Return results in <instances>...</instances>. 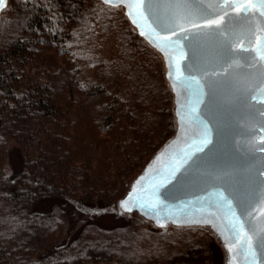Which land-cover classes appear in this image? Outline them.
<instances>
[{
	"label": "trees",
	"instance_id": "trees-1",
	"mask_svg": "<svg viewBox=\"0 0 264 264\" xmlns=\"http://www.w3.org/2000/svg\"><path fill=\"white\" fill-rule=\"evenodd\" d=\"M119 12L10 0L0 16V264H222L209 229L118 207L174 131L161 59Z\"/></svg>",
	"mask_w": 264,
	"mask_h": 264
},
{
	"label": "water",
	"instance_id": "water-1",
	"mask_svg": "<svg viewBox=\"0 0 264 264\" xmlns=\"http://www.w3.org/2000/svg\"><path fill=\"white\" fill-rule=\"evenodd\" d=\"M8 4L5 0L0 15ZM124 8L139 33L154 29V35L170 37L159 41L161 50L157 41L140 34L165 59L177 130L119 199L120 211H138L161 226L209 225L222 243L224 264H264V253L255 249L254 261L245 240V234L256 240L250 223L264 224V24L253 34L224 0H201L200 6L189 0L188 7L179 9L162 0L154 9L156 15L174 27L169 17L177 13L185 29H175L172 35L147 12L146 20L134 23ZM221 18L219 27L208 26L207 21ZM122 201L132 210L122 207ZM241 201L250 215L244 214ZM228 202L244 232L229 230ZM152 203L154 208L133 206Z\"/></svg>",
	"mask_w": 264,
	"mask_h": 264
},
{
	"label": "snow or ice",
	"instance_id": "snow-or-ice-1",
	"mask_svg": "<svg viewBox=\"0 0 264 264\" xmlns=\"http://www.w3.org/2000/svg\"><path fill=\"white\" fill-rule=\"evenodd\" d=\"M105 4H110L113 7H120L124 6L128 8V14L132 17H134L133 22L136 23L140 20H146L147 16L145 13L147 12L149 15L153 17L154 22L161 28H164L171 32L172 35L176 34L175 29H179V31L184 32L185 29L181 27L178 23V20L180 18L179 14L173 13L170 15L169 20L171 22V25L174 27H170L168 22H165L162 20L159 16L156 15L154 9L157 7L159 3L162 2V0H103ZM5 3V0H0V7H2ZM167 3L170 7L174 8H181V7H188L189 6V0H167ZM191 3L200 6L201 0H191ZM224 4H226L228 7H230L234 13H236V19L243 21L244 23L248 24L250 26L249 30L255 34V31L258 27H260L261 24H264V0H224ZM225 15H228L226 12ZM187 18V17H185ZM223 23V18L219 20H210L207 21L208 26L215 25L219 27ZM143 27V26H142ZM192 27H198L196 24H192ZM261 30H264L262 28ZM155 30L151 29L150 32L141 31V35L149 36L150 40L157 41V47H160L161 50H164V45L159 43L161 40H169L170 37H160L154 35ZM166 55H169L171 57L170 52H166ZM264 58V56H262ZM170 63V67H171ZM178 70V69H177ZM173 73H169V75H172ZM195 111V109H193ZM203 143L206 145L210 143L208 140H204ZM203 149H197V151H202ZM236 198L239 199V194H235ZM223 199V196H221ZM121 206L124 207L126 210L131 211L132 209L129 207L128 201H122ZM138 206L140 208H154L156 205L154 203L152 204H139V205H133ZM228 207L230 210V215L226 217L228 228L229 230L239 234L241 232H244V224L239 219V217L236 216V213L234 211H231V203L228 202ZM241 207L244 209L245 215H250V213L247 211V209L244 206V201H241ZM205 223H212L211 221H205ZM216 227L215 225H213ZM250 228L252 231V234L256 237L255 243L253 242L252 236H248L245 234V240L247 244V249L249 252V255L252 256L253 260L255 261L257 252L255 249H259L261 253H264V224H251ZM231 245H229V251H231Z\"/></svg>",
	"mask_w": 264,
	"mask_h": 264
},
{
	"label": "rangeland",
	"instance_id": "rangeland-1",
	"mask_svg": "<svg viewBox=\"0 0 264 264\" xmlns=\"http://www.w3.org/2000/svg\"><path fill=\"white\" fill-rule=\"evenodd\" d=\"M10 1V0H9ZM102 1V0H101ZM103 2V1H102ZM104 3V2H103ZM105 4V3H104ZM9 5V4H8ZM106 5H108V4H106ZM108 6H110V7H113V6H111V5H108ZM8 7V6H7ZM113 8H117V9H119L120 10V12H119V15H124L125 16V18L127 19V21H128V23H129V25L136 31V32H138L137 30H136V28H135V26L132 24V22L130 21V19L127 17V14H126V11H125V8H124V6H120V7H113ZM4 12V11H3ZM1 16V15H0ZM139 33V32H138ZM139 35H140V33H139ZM141 36V35H140ZM142 37V36H141ZM143 38V37H142ZM144 39V38H143ZM145 40V39H144ZM146 41V40H145ZM147 42V41H146ZM148 43V42H147ZM149 44V43H148ZM150 45V44H149ZM151 46V45H150ZM108 46H106V45H102V46H100V49H102L103 51H105L106 52V50H108V48H107ZM152 47V46H151ZM153 48V50L157 53V55L160 57V59H161V65H162V70H163V77H164V79H165V82H166V84H167V86H168V88H169V91H170V94L172 95V102H171V104H170V107H171V111H172V119H173V125H174V131H173V134L171 135V137L169 138V139H167L163 144H162V146L167 142V141H170L175 135H176V130H177V122H176V117H175V110H174V107H175V101H174V93H173V91H172V88H171V85H170V83H169V81H168V79H167V76H166V64H165V59H164V57H163V55H162V53L160 52V51H158L157 49H155L154 47H152ZM86 71H89L88 69H86ZM161 146V147H162ZM161 147H159V149L161 148ZM158 149V150H159ZM157 150V151H158ZM156 151V152H157ZM156 152L151 156V158L149 159V161L152 159V157L156 154ZM148 161V162H149ZM147 162V163H148ZM147 163H146V165H147ZM145 165V166H146ZM145 166H144V168H145ZM143 168V169H144ZM143 169L138 173V175L143 171ZM137 175V176H138ZM136 176V177H137ZM135 177V178H136ZM134 178V179H135ZM133 212H137L138 214H139V212L138 211H133ZM128 213H131V212H128ZM140 215V214H139ZM141 216V215H140ZM144 220H146L151 226H153V227H156V228H160V229H163V230H166V229H168V227H170V226H175V225H173V224H168V225H166V226H161V225H158V224H156V223H154L153 221H151V220H148V219H146V218H144L143 216H141ZM201 227H205V228H209L210 226L208 225V226H201ZM213 235V234H212ZM214 236V235H213ZM219 246L221 247L222 246V243H220L219 244ZM221 250H222V253H221V257H222V264H224V258H225V254H224V250L222 249V247H221Z\"/></svg>",
	"mask_w": 264,
	"mask_h": 264
}]
</instances>
